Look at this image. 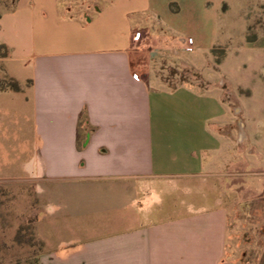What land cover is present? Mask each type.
<instances>
[{"label":"crops","instance_id":"1","mask_svg":"<svg viewBox=\"0 0 264 264\" xmlns=\"http://www.w3.org/2000/svg\"><path fill=\"white\" fill-rule=\"evenodd\" d=\"M175 3L189 26L223 18L225 0L0 1V76L23 86L0 92V185L35 188L39 264H236L217 191L248 161L264 187V98L232 104L171 32ZM168 65L202 84L168 85Z\"/></svg>","mask_w":264,"mask_h":264},{"label":"rangeland","instance_id":"2","mask_svg":"<svg viewBox=\"0 0 264 264\" xmlns=\"http://www.w3.org/2000/svg\"><path fill=\"white\" fill-rule=\"evenodd\" d=\"M100 1L60 0V3L74 9L89 7L90 11ZM253 1L225 0L218 6L223 18L200 27L182 22V13L174 12L178 3L168 7L172 11L171 21L177 25L171 32L193 37L199 53L204 51L213 56L214 69L218 71L220 64L219 71L226 81L221 80L235 105L264 98V21L260 12L254 10ZM245 18L249 19L248 25ZM161 69L158 76L171 86L203 82V76L190 69L174 65H168L166 71ZM240 115L244 118L246 112ZM249 150L253 151L248 148V156ZM3 158L0 152V159ZM246 166V178L232 175L230 189L218 188L217 193L230 208V257L236 264H264V190L261 192L264 187L256 184L254 166L249 161ZM260 177L264 180V173ZM35 192L29 184L0 185V264H39L46 252L45 242L36 233L39 203Z\"/></svg>","mask_w":264,"mask_h":264},{"label":"trees","instance_id":"3","mask_svg":"<svg viewBox=\"0 0 264 264\" xmlns=\"http://www.w3.org/2000/svg\"><path fill=\"white\" fill-rule=\"evenodd\" d=\"M27 85H29V82H26L25 86ZM22 89H23V86L15 79H12L4 74L0 76V92L8 91V90L9 91H21ZM19 237H20V233L18 232V234L16 235V239L18 240Z\"/></svg>","mask_w":264,"mask_h":264},{"label":"built area","instance_id":"4","mask_svg":"<svg viewBox=\"0 0 264 264\" xmlns=\"http://www.w3.org/2000/svg\"><path fill=\"white\" fill-rule=\"evenodd\" d=\"M136 38H137V36H136ZM135 39V38H134ZM187 44H188V46L186 47V51H191L192 50V48H191V45L193 44V41H192V39H188L187 40Z\"/></svg>","mask_w":264,"mask_h":264}]
</instances>
